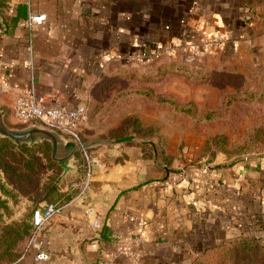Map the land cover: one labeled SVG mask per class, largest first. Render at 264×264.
<instances>
[{
  "label": "crops",
  "instance_id": "crops-1",
  "mask_svg": "<svg viewBox=\"0 0 264 264\" xmlns=\"http://www.w3.org/2000/svg\"><path fill=\"white\" fill-rule=\"evenodd\" d=\"M0 13V108L11 127L16 97L34 89L44 105L88 106L113 61L142 50L223 35L239 54L264 49V0H6ZM46 17L30 25V15ZM113 94V89L109 94ZM95 121V120H94ZM106 138L113 118L91 136ZM23 126V125H22ZM25 126V125H24ZM91 176L82 152L62 192L76 196L44 225L14 264H136L122 246L133 236L138 264H188L215 243L240 237L264 240V157L222 164L169 166L148 146L127 142L92 151ZM57 163V162H56ZM207 164V167H204ZM171 169H181L173 183ZM95 221L98 225L95 226ZM48 259L37 261L39 252Z\"/></svg>",
  "mask_w": 264,
  "mask_h": 264
},
{
  "label": "rangeland",
  "instance_id": "rangeland-1",
  "mask_svg": "<svg viewBox=\"0 0 264 264\" xmlns=\"http://www.w3.org/2000/svg\"><path fill=\"white\" fill-rule=\"evenodd\" d=\"M239 50L113 61V94L103 97L110 107L88 133L113 118V140L145 139L170 164L264 157V49Z\"/></svg>",
  "mask_w": 264,
  "mask_h": 264
},
{
  "label": "trees",
  "instance_id": "trees-1",
  "mask_svg": "<svg viewBox=\"0 0 264 264\" xmlns=\"http://www.w3.org/2000/svg\"><path fill=\"white\" fill-rule=\"evenodd\" d=\"M6 6V0H0V13ZM121 62L122 66L126 65ZM97 86L95 98L87 109L93 121L102 115L103 107H110L103 105L106 104L103 97L113 89V73L102 75ZM80 137L83 141L91 139L82 132ZM105 137L113 139V129ZM140 145L151 147L149 143ZM50 149L48 142L23 144L18 148L9 139L0 137V264H14L25 254L35 232L37 209L49 203L62 207L79 191L75 185L65 192L59 189L61 167L52 159ZM166 163L170 165L169 161ZM175 171L181 169L170 172ZM188 264H264V240L257 237L224 240L206 247Z\"/></svg>",
  "mask_w": 264,
  "mask_h": 264
},
{
  "label": "built area",
  "instance_id": "built-area-1",
  "mask_svg": "<svg viewBox=\"0 0 264 264\" xmlns=\"http://www.w3.org/2000/svg\"><path fill=\"white\" fill-rule=\"evenodd\" d=\"M46 17L44 15L31 14L30 25H35L44 22ZM228 37L223 35L211 36L200 39L199 41L188 42L185 45H172L158 48L154 51L142 50L131 55V58L143 62L146 59L159 57L162 55H172L177 52H188L187 59L192 61L201 54L216 53L226 48L228 44ZM232 48L238 50V44L234 41ZM14 113L21 124L28 125L30 123H38L48 128L55 129L67 138L75 142H82L80 137L81 125L87 119V107L77 106L69 107L66 105H44L41 99L38 98L36 91L30 89L20 93L14 102ZM87 166V177L91 176L92 156L89 151H82ZM207 167V164H204ZM183 176V171L172 172L169 177L173 183L178 182ZM61 210L54 203H49L40 209H37L34 214L35 232L29 244H31L39 232V230L46 225L54 216ZM98 222L95 221V226ZM143 237L141 235L133 236L125 241H122V246L126 248L128 254L134 263L138 264L139 256L133 250V246L141 244ZM48 259L46 252H39L36 255L37 261H44Z\"/></svg>",
  "mask_w": 264,
  "mask_h": 264
},
{
  "label": "water",
  "instance_id": "water-1",
  "mask_svg": "<svg viewBox=\"0 0 264 264\" xmlns=\"http://www.w3.org/2000/svg\"><path fill=\"white\" fill-rule=\"evenodd\" d=\"M7 30L8 25L0 14V34L6 33ZM0 137L9 139L18 148L23 144L34 146L38 143L48 142L51 145L50 151L52 159L59 163L63 169L62 178L76 170V167L72 165V161L78 153L84 150L90 151L101 145L118 147L127 142L140 143L145 140L136 137H127L115 140L109 138H95L82 142H75L67 138L61 132L38 123H30L24 127H11L5 121V115L2 109H0Z\"/></svg>",
  "mask_w": 264,
  "mask_h": 264
}]
</instances>
